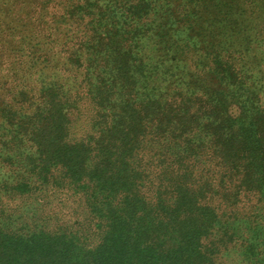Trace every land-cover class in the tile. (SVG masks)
I'll use <instances>...</instances> for the list:
<instances>
[{
    "label": "trees",
    "instance_id": "16d2710c",
    "mask_svg": "<svg viewBox=\"0 0 264 264\" xmlns=\"http://www.w3.org/2000/svg\"><path fill=\"white\" fill-rule=\"evenodd\" d=\"M0 264H264V0H0Z\"/></svg>",
    "mask_w": 264,
    "mask_h": 264
}]
</instances>
